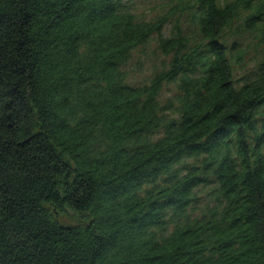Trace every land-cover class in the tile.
<instances>
[{"label": "trees", "instance_id": "obj_1", "mask_svg": "<svg viewBox=\"0 0 264 264\" xmlns=\"http://www.w3.org/2000/svg\"><path fill=\"white\" fill-rule=\"evenodd\" d=\"M132 7L0 0V264H264V0Z\"/></svg>", "mask_w": 264, "mask_h": 264}, {"label": "rangeland", "instance_id": "obj_2", "mask_svg": "<svg viewBox=\"0 0 264 264\" xmlns=\"http://www.w3.org/2000/svg\"><path fill=\"white\" fill-rule=\"evenodd\" d=\"M171 0H131L132 10L141 19L150 20L162 12L163 7ZM162 7V10L160 8ZM164 58L157 53L155 44L133 53L131 61L124 68L127 83L132 87L148 86L151 79L158 74L165 65ZM251 67V65H250ZM240 74V73H238ZM174 86H167L161 95V102L171 99L175 94ZM199 209L207 204L204 197L199 196ZM196 216V215H195ZM62 226L76 225V220L70 214L56 218Z\"/></svg>", "mask_w": 264, "mask_h": 264}]
</instances>
